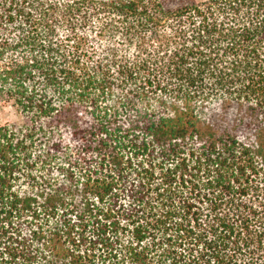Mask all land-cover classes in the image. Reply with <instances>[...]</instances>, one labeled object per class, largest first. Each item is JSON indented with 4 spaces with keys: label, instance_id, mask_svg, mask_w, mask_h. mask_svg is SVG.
<instances>
[{
    "label": "trees",
    "instance_id": "1",
    "mask_svg": "<svg viewBox=\"0 0 264 264\" xmlns=\"http://www.w3.org/2000/svg\"><path fill=\"white\" fill-rule=\"evenodd\" d=\"M9 101L0 264H264V0H0Z\"/></svg>",
    "mask_w": 264,
    "mask_h": 264
},
{
    "label": "rangeland",
    "instance_id": "2",
    "mask_svg": "<svg viewBox=\"0 0 264 264\" xmlns=\"http://www.w3.org/2000/svg\"><path fill=\"white\" fill-rule=\"evenodd\" d=\"M22 125L23 124V119L17 110L16 106L13 104L12 101L9 102H0V125ZM35 169V168H34ZM40 168H36L34 170V174H39L40 172L43 173V175H46L45 170L41 171L38 170ZM40 171V172H36ZM50 175L56 176L58 174L55 169L53 171H49Z\"/></svg>",
    "mask_w": 264,
    "mask_h": 264
}]
</instances>
